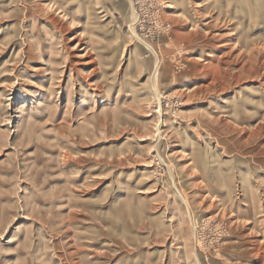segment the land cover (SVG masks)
<instances>
[{"label":"rangeland","instance_id":"1","mask_svg":"<svg viewBox=\"0 0 264 264\" xmlns=\"http://www.w3.org/2000/svg\"><path fill=\"white\" fill-rule=\"evenodd\" d=\"M0 264H264V0H0Z\"/></svg>","mask_w":264,"mask_h":264},{"label":"bare ground","instance_id":"2","mask_svg":"<svg viewBox=\"0 0 264 264\" xmlns=\"http://www.w3.org/2000/svg\"><path fill=\"white\" fill-rule=\"evenodd\" d=\"M170 6V5H169ZM135 18V17H134ZM134 19H132V22L130 23V28L133 29Z\"/></svg>","mask_w":264,"mask_h":264}]
</instances>
